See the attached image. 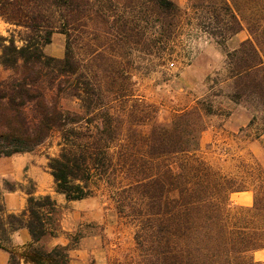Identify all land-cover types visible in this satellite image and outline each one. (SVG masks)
I'll return each instance as SVG.
<instances>
[{
    "label": "trees",
    "instance_id": "obj_1",
    "mask_svg": "<svg viewBox=\"0 0 264 264\" xmlns=\"http://www.w3.org/2000/svg\"><path fill=\"white\" fill-rule=\"evenodd\" d=\"M93 1L0 0V18L23 29L18 40L14 33L0 36V67L9 72L0 77V157L33 151L57 133L58 153L48 166L56 192L67 201L91 197L96 180L118 193L122 186L116 187L117 178L124 175L128 183L123 187L140 193L142 211L125 213L131 202L121 194L116 208L138 227L134 240L141 264H261L251 254L264 249V168L246 165L249 170L237 180L199 156L204 116L212 113L206 99L162 125L155 120V108L135 98L128 78L127 117L142 109V131L121 121L114 109L121 98L118 82L100 76L94 50L85 60L79 57L72 34L76 18ZM143 4L142 55L150 61L165 59L180 8L172 0ZM189 5L198 26L225 51V75L214 85L231 90L226 97L248 105L249 124L264 129V0H189ZM121 23L124 29L127 21ZM123 29L109 34L116 44L125 38ZM244 30L248 38L226 49ZM54 32L66 36L61 59L43 53ZM245 190L252 192V205L232 206L230 194ZM55 213L49 196L30 194L26 211L0 217L6 264H69L73 247L46 249L41 244L59 230ZM21 228L32 242L18 253L7 244L10 233Z\"/></svg>",
    "mask_w": 264,
    "mask_h": 264
},
{
    "label": "rangeland",
    "instance_id": "obj_2",
    "mask_svg": "<svg viewBox=\"0 0 264 264\" xmlns=\"http://www.w3.org/2000/svg\"><path fill=\"white\" fill-rule=\"evenodd\" d=\"M172 1L180 8V22L168 34L165 59L152 58L150 61L142 55L143 0L93 1L94 6L83 11L75 20L72 34L79 47V57L85 60L90 49L95 51L100 76H114L113 79L118 82L117 91L121 98L114 104L115 112L121 115V121L134 124L139 132L142 131V109L127 117L131 104L127 99L128 78L133 83L135 98L151 104L156 110L155 120L162 125H170L178 113L193 108L203 99L208 100L212 113L204 116L205 127L198 138V154L213 168L240 180L249 170L246 165L264 168V129L262 125L249 124L252 112L248 105L234 103L226 97L231 90L221 89V84L214 85V80L225 75V51L198 26L189 0ZM100 14H104L108 20L99 17ZM121 20L127 21L124 29ZM118 29L125 31V38L122 37L116 44L118 41L109 34H117ZM22 31V28L0 18V36L8 37L14 33L18 40V32ZM247 38L246 30L240 32L227 43L226 49L236 48ZM65 41V35L54 32L43 53L63 58ZM17 44L20 45V42L17 41ZM8 75L9 72L0 67V77L6 78ZM47 140L43 145H56L59 136L55 133ZM124 177L121 174L117 178L119 184L116 187H122L115 194L111 186L95 181L91 196L94 202L79 210L82 217H87L70 235L69 245L83 251L77 254L71 250L69 264H141V252L134 240L138 227L116 208V199L121 194L131 202V209L125 213L142 211L140 193L133 188L123 187L128 183ZM136 198L140 201H136ZM229 201L232 206H251L252 192H234L230 194ZM90 217L92 221H89ZM61 218L62 211L58 209L54 214L57 226H60ZM83 237H92V241L86 243V250L79 248ZM251 256L255 262L264 264V249L252 252Z\"/></svg>",
    "mask_w": 264,
    "mask_h": 264
},
{
    "label": "crops",
    "instance_id": "obj_3",
    "mask_svg": "<svg viewBox=\"0 0 264 264\" xmlns=\"http://www.w3.org/2000/svg\"><path fill=\"white\" fill-rule=\"evenodd\" d=\"M57 147V144L48 143L30 152L0 157V217L6 218L9 214L17 215L26 211L30 194L34 197L49 196L56 203V212L58 209L62 211L57 234L48 235L41 241L46 249L69 245L72 231L85 217H82V212L79 210H83L85 205H91L94 202L91 200L92 197L79 201H67L62 194L56 192L48 163L49 158L58 153ZM89 219L92 221L93 218ZM9 238L10 242L7 246L14 248L18 253L32 242L26 228L11 232ZM88 241H92V237H83L79 248L86 250ZM73 251L80 254L83 250L73 249ZM8 256L6 251L0 249V264H6ZM21 264L30 263L22 262Z\"/></svg>",
    "mask_w": 264,
    "mask_h": 264
}]
</instances>
